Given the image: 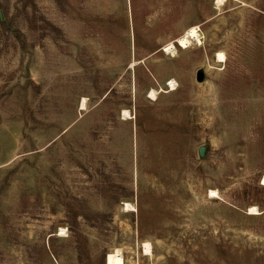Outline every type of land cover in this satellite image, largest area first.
I'll list each match as a JSON object with an SVG mask.
<instances>
[{"label": "rangeland", "instance_id": "obj_1", "mask_svg": "<svg viewBox=\"0 0 264 264\" xmlns=\"http://www.w3.org/2000/svg\"><path fill=\"white\" fill-rule=\"evenodd\" d=\"M0 1V264H264V0Z\"/></svg>", "mask_w": 264, "mask_h": 264}, {"label": "trees", "instance_id": "obj_2", "mask_svg": "<svg viewBox=\"0 0 264 264\" xmlns=\"http://www.w3.org/2000/svg\"><path fill=\"white\" fill-rule=\"evenodd\" d=\"M1 2V1H0ZM30 2H32L31 0H27L24 1L22 8L24 12H26ZM57 6L62 7V1L61 0H56ZM33 4V3H32ZM2 6V3L1 5ZM2 8V7H0ZM30 18V17H29ZM36 16L32 17V21L29 20L28 21V17L26 18L27 20V24H29V29L33 30L35 29V27H33L32 24H35L37 20H35ZM41 19V17H40ZM15 18H11L9 19L2 11V13L0 12V36H4L5 39V43L7 44L9 41H14V42H20L21 38H24V34L21 32V30L19 29L18 25L15 24ZM34 22V23H33ZM55 28L53 27V25L49 24L48 21H46L45 19H41L40 20V26H39V31L40 32H44V30L47 28ZM36 30V29H35Z\"/></svg>", "mask_w": 264, "mask_h": 264}, {"label": "bare ground", "instance_id": "obj_3", "mask_svg": "<svg viewBox=\"0 0 264 264\" xmlns=\"http://www.w3.org/2000/svg\"><path fill=\"white\" fill-rule=\"evenodd\" d=\"M219 1V0H218ZM197 26H191L189 27L180 37H178L176 39V42L182 46V47H187V43L190 41V40H193V39H198L199 35L197 34ZM173 47V43L170 42L165 48L164 50L165 51H169L170 48ZM222 54L221 53H217V58L218 60H221L222 59ZM170 87L171 89H173V84H172V81L170 82ZM153 94V91L150 92V95ZM263 184H264V179H263ZM209 194L210 196H216V192L214 190H210L209 191ZM128 205V204H127ZM251 212L254 210V208H250ZM256 212V211H255ZM145 252L146 253H150V245L148 243H145ZM106 262L107 264H123V259L120 255V252L119 250H115L113 253H109L107 255V258H106Z\"/></svg>", "mask_w": 264, "mask_h": 264}, {"label": "water", "instance_id": "obj_4", "mask_svg": "<svg viewBox=\"0 0 264 264\" xmlns=\"http://www.w3.org/2000/svg\"><path fill=\"white\" fill-rule=\"evenodd\" d=\"M202 78H203V73H202V72H198V74H197V79H198V80H201ZM203 153H204V149L201 148V149L199 150V154H200V155H203Z\"/></svg>", "mask_w": 264, "mask_h": 264}]
</instances>
